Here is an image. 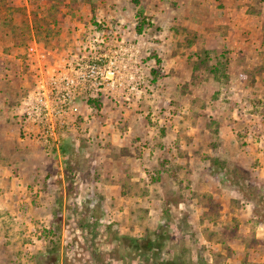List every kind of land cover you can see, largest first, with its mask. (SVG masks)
Returning <instances> with one entry per match:
<instances>
[{
	"label": "rangeland",
	"instance_id": "obj_1",
	"mask_svg": "<svg viewBox=\"0 0 264 264\" xmlns=\"http://www.w3.org/2000/svg\"><path fill=\"white\" fill-rule=\"evenodd\" d=\"M35 40L124 82L50 145ZM0 264H264V0H0Z\"/></svg>",
	"mask_w": 264,
	"mask_h": 264
},
{
	"label": "built area",
	"instance_id": "obj_2",
	"mask_svg": "<svg viewBox=\"0 0 264 264\" xmlns=\"http://www.w3.org/2000/svg\"><path fill=\"white\" fill-rule=\"evenodd\" d=\"M95 42H100L95 39ZM33 83L24 98L21 119L26 137L59 142L78 119L77 101L123 85L117 56L90 42L79 51L51 50L36 40L28 47Z\"/></svg>",
	"mask_w": 264,
	"mask_h": 264
},
{
	"label": "trees",
	"instance_id": "obj_3",
	"mask_svg": "<svg viewBox=\"0 0 264 264\" xmlns=\"http://www.w3.org/2000/svg\"><path fill=\"white\" fill-rule=\"evenodd\" d=\"M137 30L138 32H141L142 31V27L140 25L137 26Z\"/></svg>",
	"mask_w": 264,
	"mask_h": 264
}]
</instances>
